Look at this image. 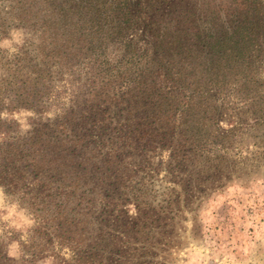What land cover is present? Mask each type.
Listing matches in <instances>:
<instances>
[{
  "label": "trees",
  "instance_id": "1",
  "mask_svg": "<svg viewBox=\"0 0 264 264\" xmlns=\"http://www.w3.org/2000/svg\"><path fill=\"white\" fill-rule=\"evenodd\" d=\"M211 1L159 0L155 19L146 0L21 9L26 19L30 5L44 6L27 24L41 29L52 63L65 64L66 98L45 116L44 99L57 94L43 99L39 62L21 58L2 80L0 185L65 244L70 257L58 264H110L111 253L164 264L160 253L177 246L203 197L264 173V0ZM20 107L35 113L24 132L1 117ZM157 168L168 185L158 201L146 197ZM0 264H19L1 242Z\"/></svg>",
  "mask_w": 264,
  "mask_h": 264
},
{
  "label": "rangeland",
  "instance_id": "2",
  "mask_svg": "<svg viewBox=\"0 0 264 264\" xmlns=\"http://www.w3.org/2000/svg\"><path fill=\"white\" fill-rule=\"evenodd\" d=\"M29 1L0 0V86L3 79L11 77L15 63L20 62L19 59L24 58V63L31 65L39 62L37 67L45 69L39 88L43 99L45 95L50 94L51 89L57 94V100L52 98V94L44 99L47 109L45 116L53 117L57 111L56 107L60 108L64 97L66 98L63 94L66 66L60 57L58 58L60 63H52L49 58L48 40L43 37L41 29L36 30L37 26L34 29V26L27 24L36 20L32 15L37 7L41 15L44 6L30 5L26 11V19L19 17L21 9H27ZM146 1L148 4L143 10L146 14L154 15V19L158 18L159 0ZM178 1L175 0V3L184 5L185 1L188 2ZM222 1L223 7L235 5L234 0ZM244 1L236 0L237 7ZM118 47L119 45H110V57L118 54ZM52 103H56L57 106H51ZM1 117L15 121L18 131L24 132L29 129L35 113L28 107H20L9 111L3 110ZM260 152L256 150L252 156H262ZM242 156L249 155L242 151ZM254 160L250 158L248 164ZM151 175L153 177L149 182L153 183L154 191L147 190L146 197L149 199L155 197L158 201L163 196L159 194L166 191L165 186L168 185L160 181L163 174L159 173L158 168L151 172ZM138 177L139 175L134 179L137 180ZM135 188L132 189L133 193H136ZM129 208L133 210L132 205H129ZM119 238L120 247L125 237ZM0 242L5 253L19 264H58L60 258L70 257V251L65 244L59 243L45 227H39L38 219L32 210L7 195L1 185ZM175 243L177 246L160 253L164 264H264V173L233 180L203 197L195 212L187 214V220L182 222V229L179 230V237ZM155 246L157 257L154 261L157 263L160 255L158 243L155 242ZM32 251L38 253L34 258L30 256ZM109 258L105 260L106 263L124 262V259L117 258L112 253Z\"/></svg>",
  "mask_w": 264,
  "mask_h": 264
}]
</instances>
